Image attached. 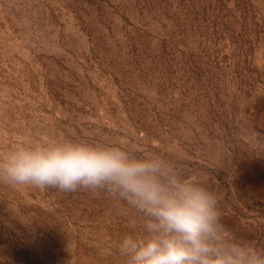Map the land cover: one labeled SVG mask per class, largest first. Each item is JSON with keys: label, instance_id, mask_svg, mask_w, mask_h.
<instances>
[{"label": "rangeland", "instance_id": "374dc122", "mask_svg": "<svg viewBox=\"0 0 264 264\" xmlns=\"http://www.w3.org/2000/svg\"><path fill=\"white\" fill-rule=\"evenodd\" d=\"M63 139L199 173L264 247V0H0V156ZM136 229L104 193L0 181V264H125Z\"/></svg>", "mask_w": 264, "mask_h": 264}, {"label": "clouds", "instance_id": "9594fccd", "mask_svg": "<svg viewBox=\"0 0 264 264\" xmlns=\"http://www.w3.org/2000/svg\"><path fill=\"white\" fill-rule=\"evenodd\" d=\"M0 181L120 201L137 220L116 245L125 264H264V247L224 223L218 188L156 151L119 141H21L0 156Z\"/></svg>", "mask_w": 264, "mask_h": 264}]
</instances>
